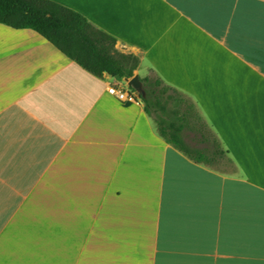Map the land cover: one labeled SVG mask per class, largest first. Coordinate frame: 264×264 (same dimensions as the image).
I'll return each mask as SVG.
<instances>
[{
	"label": "crops",
	"instance_id": "0c3cea01",
	"mask_svg": "<svg viewBox=\"0 0 264 264\" xmlns=\"http://www.w3.org/2000/svg\"><path fill=\"white\" fill-rule=\"evenodd\" d=\"M51 1L180 92L207 157L126 78L0 24V264H264V0Z\"/></svg>",
	"mask_w": 264,
	"mask_h": 264
},
{
	"label": "trees",
	"instance_id": "16d2710c",
	"mask_svg": "<svg viewBox=\"0 0 264 264\" xmlns=\"http://www.w3.org/2000/svg\"><path fill=\"white\" fill-rule=\"evenodd\" d=\"M0 24L37 32L96 77L108 74L131 79L139 68L137 57L121 54L116 49L114 37L99 30L81 13L51 0H0ZM140 81L145 95L139 97L146 113L157 124L158 134L198 162L206 161V153L189 146L183 138V131L188 127V114L180 115L170 106L172 101H182L179 99L181 93L164 85L159 78H140ZM130 90L135 92L132 87Z\"/></svg>",
	"mask_w": 264,
	"mask_h": 264
},
{
	"label": "water",
	"instance_id": "95a60500",
	"mask_svg": "<svg viewBox=\"0 0 264 264\" xmlns=\"http://www.w3.org/2000/svg\"><path fill=\"white\" fill-rule=\"evenodd\" d=\"M126 81L128 83V86L132 87L135 90L136 95H145L143 84L137 74L134 75V77L131 79H126Z\"/></svg>",
	"mask_w": 264,
	"mask_h": 264
},
{
	"label": "built area",
	"instance_id": "2783aa9c",
	"mask_svg": "<svg viewBox=\"0 0 264 264\" xmlns=\"http://www.w3.org/2000/svg\"><path fill=\"white\" fill-rule=\"evenodd\" d=\"M109 92L122 101H128L133 99V96L129 92L124 90H117L115 88H110Z\"/></svg>",
	"mask_w": 264,
	"mask_h": 264
},
{
	"label": "rangeland",
	"instance_id": "374dc122",
	"mask_svg": "<svg viewBox=\"0 0 264 264\" xmlns=\"http://www.w3.org/2000/svg\"><path fill=\"white\" fill-rule=\"evenodd\" d=\"M124 55H127V54H124ZM137 71H138V69L135 71V75H136ZM147 74H148V73H147ZM149 75H150L151 77H153V78L156 77L155 74H154L151 70L149 71ZM142 76H144L143 73H142ZM127 87H129V86H128V83H127ZM190 136H191L190 138L193 140L192 135H190ZM190 144H192V143H190Z\"/></svg>",
	"mask_w": 264,
	"mask_h": 264
}]
</instances>
